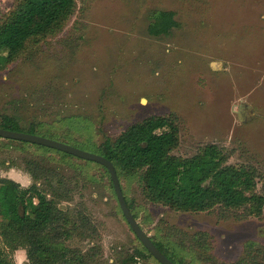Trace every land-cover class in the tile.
I'll return each instance as SVG.
<instances>
[{"label":"rangeland","instance_id":"obj_1","mask_svg":"<svg viewBox=\"0 0 264 264\" xmlns=\"http://www.w3.org/2000/svg\"><path fill=\"white\" fill-rule=\"evenodd\" d=\"M15 2L0 0V19ZM152 10L173 11L181 26L169 36L151 35ZM5 115L25 129L39 124L53 139L87 151L150 116L170 117L180 135L174 154L191 157L218 144L230 164L259 172L256 191L264 196V0H77L61 31L28 42L0 68V123ZM28 159L52 169L60 207L90 221L66 241L70 249L94 251L93 264H119L142 248L104 167L0 141V162L25 168ZM14 169L23 171L2 167L0 176ZM121 184L138 222L158 240L169 239L172 227L191 237L202 234L208 255L226 263L243 255L250 241L264 245V211H177L149 201L138 177ZM202 257L207 254L187 259L219 264ZM15 260L27 263L26 252ZM131 264L161 263L150 257Z\"/></svg>","mask_w":264,"mask_h":264},{"label":"trees","instance_id":"obj_2","mask_svg":"<svg viewBox=\"0 0 264 264\" xmlns=\"http://www.w3.org/2000/svg\"><path fill=\"white\" fill-rule=\"evenodd\" d=\"M76 6L77 0H16L13 8L0 19V68L13 62L28 42L61 31ZM149 16L148 31L153 36H169L181 26L173 11L152 10ZM0 127L50 137L41 131L39 124L25 129L18 118L8 115L2 118ZM0 141H13L73 156L29 142L3 138ZM179 145V127L175 121L154 115L131 125L114 141L107 139L91 152L111 160L120 180L138 177L143 193L151 202L184 212L210 211L220 206L244 208L248 215H262L264 196L256 191L260 174L254 167L230 164L229 156L218 144H207L191 157L174 154ZM97 164L105 168L111 179L108 169ZM26 165L25 168L16 165L14 160L9 164L0 162V168L17 166L32 178V184L23 187L13 179L0 176V264H17L15 253L20 249L26 251L28 262L25 264L95 263L94 251L90 255L83 254L65 244L81 228L89 227V219L77 210L60 207L61 196L49 178L51 168L29 159ZM57 182L63 184L62 179ZM125 197L132 210L126 194ZM133 214L137 219V214ZM168 237H177V241L151 239L177 264H192L188 255L201 253L207 254L205 259L208 262H219L215 256L208 255L209 247L202 234L191 237L189 233L172 227ZM141 245L135 255L122 258L119 264L153 257ZM219 264H264V245L250 241L237 260Z\"/></svg>","mask_w":264,"mask_h":264},{"label":"water","instance_id":"obj_3","mask_svg":"<svg viewBox=\"0 0 264 264\" xmlns=\"http://www.w3.org/2000/svg\"><path fill=\"white\" fill-rule=\"evenodd\" d=\"M0 138L3 139H12L18 141L29 142L32 144H38L41 146L53 148L56 150H60L67 154L76 156L78 158L97 162L105 166L111 176L113 186L115 189V193L117 195L121 210L130 225L132 231L135 233L136 237L140 240L143 246L149 251V253L161 264H177L173 260H171L166 254H164L153 242L151 237L147 234V232L143 229L141 224L138 222L136 217L134 216L128 202L126 200L124 191L122 189L121 180L118 176L116 167L113 162L106 158L101 154H97L91 151H87L76 146L70 145L63 141L53 139L50 137H46L43 135L32 134L24 131H15L10 129H5L0 127Z\"/></svg>","mask_w":264,"mask_h":264},{"label":"crops","instance_id":"obj_4","mask_svg":"<svg viewBox=\"0 0 264 264\" xmlns=\"http://www.w3.org/2000/svg\"><path fill=\"white\" fill-rule=\"evenodd\" d=\"M3 177H5V176H3ZM6 177L11 178V179L15 180L16 182L21 183L22 186H24V187H29L32 184V178H31L30 174H28L27 172H24V171L14 169L11 172H9L8 176H6ZM23 251H25V250L20 249V250L16 251L15 256H16L17 252H23ZM23 263L25 264V261H23Z\"/></svg>","mask_w":264,"mask_h":264}]
</instances>
